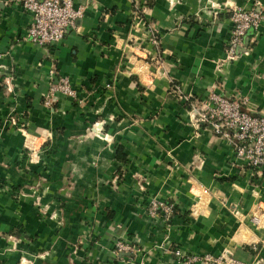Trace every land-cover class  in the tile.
I'll return each instance as SVG.
<instances>
[{"label": "crops", "instance_id": "obj_1", "mask_svg": "<svg viewBox=\"0 0 264 264\" xmlns=\"http://www.w3.org/2000/svg\"><path fill=\"white\" fill-rule=\"evenodd\" d=\"M71 1L75 26L42 46L0 0V264H180L174 247L264 264V168L189 110L213 91L264 115V7L228 58V7L248 0ZM51 75L76 96L46 102Z\"/></svg>", "mask_w": 264, "mask_h": 264}, {"label": "built area", "instance_id": "obj_2", "mask_svg": "<svg viewBox=\"0 0 264 264\" xmlns=\"http://www.w3.org/2000/svg\"><path fill=\"white\" fill-rule=\"evenodd\" d=\"M22 7L29 12L30 19L26 35L36 45H47L62 39L68 29L75 26L81 15L80 7H74L71 0H20ZM230 35L227 41L226 52L228 58L236 55V47L242 50L247 47L250 36L249 28H255L260 20L258 11H233ZM241 50V51H242ZM53 74L52 69L48 70ZM52 76L45 101H50L57 93L75 97L74 88L70 85L67 76ZM109 83H106L108 86ZM199 104V105H198ZM190 117L195 128L202 124L208 126L212 132L224 138L231 147L234 156L251 169L264 168V115L252 114L241 108V101L229 98L213 91L192 103ZM152 208L170 210L172 203L162 204L160 201H151ZM117 244V243H115ZM129 248L127 243L117 246V249ZM172 253L180 264H189L191 261L199 264H246L243 260L231 255H186L179 247H174Z\"/></svg>", "mask_w": 264, "mask_h": 264}, {"label": "rangeland", "instance_id": "obj_3", "mask_svg": "<svg viewBox=\"0 0 264 264\" xmlns=\"http://www.w3.org/2000/svg\"><path fill=\"white\" fill-rule=\"evenodd\" d=\"M256 6H258V8L259 7L260 8L261 7H264V1H261V0H248L247 1V4H245V5L233 4V5H231V6L228 7V10H227L228 11V17H229L230 21H232V16H233L232 13H233L234 10L235 11H238V10H240V11H243V10H246V11H248V10H254V11H258V14H259V17H260V20H261V18H262V11H260L259 9H256L255 8ZM230 29H231V27H230ZM154 39H156V38H154ZM248 45H249V42H247V47H248ZM120 175L121 174L115 173L114 174V177L112 178L113 179L112 181L115 182V180H117V179L120 178ZM69 183H70V181H67L65 184H63V185L60 186L59 191H57L59 193L60 197L61 196H64L63 195V193H64L63 191L64 190L62 188L66 187V185H69ZM136 185H137V187L139 186L138 183H136ZM139 187H141V186H139ZM141 189H143V188H141ZM151 201H155V203L157 201H160L162 204L172 203V205H171L170 210H168V209H166V210L165 209H161L159 206L157 208H156V206L152 208L151 207L152 206V202ZM173 210H174V200L172 198L171 199H168V200H161V199H157L154 195H150V196L147 197V202H146V205H145V211H146V213L149 216H161V217H164V218H168L172 214V211ZM254 217H252V219H254ZM115 243H117V244H114L113 247L114 248H117V246H119L122 243H126V242L121 241V239H116L115 240ZM120 249H126V248H120ZM203 254L213 255V254L207 253V252L206 253H201V254H198V255H203ZM221 254L231 255L232 252L230 250H228V249H225V250L221 251L220 253H218L217 255H221ZM213 256H215V255H213ZM19 262L21 263L22 262V259L19 260ZM190 263H195V261H191Z\"/></svg>", "mask_w": 264, "mask_h": 264}, {"label": "trees", "instance_id": "obj_4", "mask_svg": "<svg viewBox=\"0 0 264 264\" xmlns=\"http://www.w3.org/2000/svg\"><path fill=\"white\" fill-rule=\"evenodd\" d=\"M175 208V207H174Z\"/></svg>", "mask_w": 264, "mask_h": 264}]
</instances>
